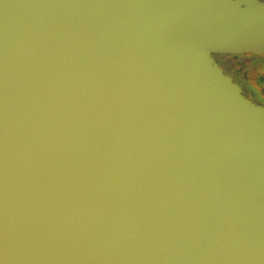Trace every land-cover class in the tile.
<instances>
[{
    "label": "water",
    "instance_id": "water-1",
    "mask_svg": "<svg viewBox=\"0 0 264 264\" xmlns=\"http://www.w3.org/2000/svg\"><path fill=\"white\" fill-rule=\"evenodd\" d=\"M264 0H0V264H264Z\"/></svg>",
    "mask_w": 264,
    "mask_h": 264
},
{
    "label": "flooded vegetation",
    "instance_id": "flooded-vegetation-1",
    "mask_svg": "<svg viewBox=\"0 0 264 264\" xmlns=\"http://www.w3.org/2000/svg\"><path fill=\"white\" fill-rule=\"evenodd\" d=\"M220 62L225 71L231 73L242 88L243 93L251 96L258 104L264 105V53L247 55L240 63L235 56L221 54ZM243 57V56H241ZM249 88V92L246 89Z\"/></svg>",
    "mask_w": 264,
    "mask_h": 264
},
{
    "label": "rangeland",
    "instance_id": "rangeland-1",
    "mask_svg": "<svg viewBox=\"0 0 264 264\" xmlns=\"http://www.w3.org/2000/svg\"><path fill=\"white\" fill-rule=\"evenodd\" d=\"M222 55L221 54H218L217 55V57H218V59L220 60V57H221ZM241 57V56H240ZM240 57H235V61H237V63H240V62H242L243 60H244V58H240ZM243 59V60H242Z\"/></svg>",
    "mask_w": 264,
    "mask_h": 264
},
{
    "label": "trees",
    "instance_id": "trees-1",
    "mask_svg": "<svg viewBox=\"0 0 264 264\" xmlns=\"http://www.w3.org/2000/svg\"><path fill=\"white\" fill-rule=\"evenodd\" d=\"M244 57H245V56H243V57H240V58H244ZM246 91H247V92H249V91H250V90H249V88H248V89H246Z\"/></svg>",
    "mask_w": 264,
    "mask_h": 264
}]
</instances>
